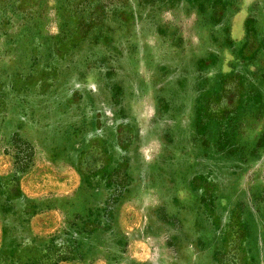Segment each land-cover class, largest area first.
Here are the masks:
<instances>
[{"label":"rangeland","instance_id":"rangeland-1","mask_svg":"<svg viewBox=\"0 0 264 264\" xmlns=\"http://www.w3.org/2000/svg\"><path fill=\"white\" fill-rule=\"evenodd\" d=\"M0 264H264V0H0Z\"/></svg>","mask_w":264,"mask_h":264}]
</instances>
